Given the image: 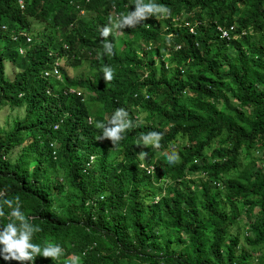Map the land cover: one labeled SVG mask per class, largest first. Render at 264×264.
<instances>
[{
  "label": "trees",
  "instance_id": "obj_1",
  "mask_svg": "<svg viewBox=\"0 0 264 264\" xmlns=\"http://www.w3.org/2000/svg\"><path fill=\"white\" fill-rule=\"evenodd\" d=\"M143 3L171 13L123 29L132 42L121 47L109 36L114 54L98 55L103 26L137 0H0V109L24 102V115L0 127V227L10 222L3 200L19 197L24 215L41 228L31 243L63 249L53 260L33 256L32 264H250L238 234L228 233L236 202L253 216L243 241L264 247V0ZM81 10L96 22L84 21ZM28 18L52 27L63 19V41L54 49L52 37H29ZM160 43L173 50L156 74L151 56ZM83 53L89 76L71 80L60 65L58 78L43 75L56 59L75 65ZM3 61L19 68L12 79ZM105 66L115 72L108 83ZM117 108L127 110L133 127L113 146L96 139L97 124ZM150 131L164 134L162 147L150 145L140 159L139 137ZM108 148L119 155L110 157ZM172 151L179 159L170 164L164 153ZM251 151L261 153L263 166L251 158L240 163ZM193 173L203 176L197 185L189 180L198 199L185 180ZM256 258L264 264V255ZM0 264L18 262L0 257Z\"/></svg>",
  "mask_w": 264,
  "mask_h": 264
},
{
  "label": "clouds",
  "instance_id": "obj_2",
  "mask_svg": "<svg viewBox=\"0 0 264 264\" xmlns=\"http://www.w3.org/2000/svg\"><path fill=\"white\" fill-rule=\"evenodd\" d=\"M153 13H164L170 15L171 9L163 4L148 3L144 4L143 0H137L134 10L127 15H121L115 21L109 18V22L103 26L100 36L103 43V53L98 55H113L115 45L108 38L115 37L125 28H136L137 25L152 17ZM114 69L105 66L103 70V79L105 83L114 79ZM102 129V134L96 139L98 141L109 140L114 146L124 138L127 131L133 127L129 114L125 108H117L107 122L97 124ZM162 132L150 131L147 134H141L140 141H143V147H152L159 149L162 147L160 141L163 137ZM164 155L170 164L175 163L178 159V153L172 151L171 154L165 152ZM147 152L138 153V158L145 159ZM103 198V196L101 197ZM3 205H6L10 212L7 214L10 222L6 227H0V257L4 261H16L18 264H32L33 256L43 258H58L62 255L63 249L60 245H49L43 249L39 244L31 243L35 233L41 231L38 225L31 223L29 217L22 212L20 198L4 199ZM3 207L0 206V217L5 216Z\"/></svg>",
  "mask_w": 264,
  "mask_h": 264
},
{
  "label": "rangeland",
  "instance_id": "obj_3",
  "mask_svg": "<svg viewBox=\"0 0 264 264\" xmlns=\"http://www.w3.org/2000/svg\"><path fill=\"white\" fill-rule=\"evenodd\" d=\"M81 11L82 12L79 13V15L82 17V19H84V21L90 20L92 22H96V18L94 16L93 12L84 11V10H81ZM28 21L30 23L29 31L27 33V35L29 37L35 36L37 40H42V39L46 38L47 36L52 37L54 49H56V47L59 45L61 40L63 41L64 38H62V35H63L62 28L65 27L63 19H61L58 26H56V27H52L51 24L47 23V21H40V20L31 19V18H28ZM116 36L119 39V41H118L119 47L122 46L123 41L132 42L131 37L127 36L123 32H119ZM59 38H60V40H57ZM137 46H138V49H136V51L138 50V52H140L142 54H143V50H147L146 46H144L142 42H140L139 45H138V43H136V47ZM172 50L173 49H170L169 47L163 45L162 43L159 44L158 48H155L156 54H154V55L152 54V56H151L152 63L151 64H152V67L155 69L156 74H157L158 69H159V64H160L159 61H162L163 63L168 65V62L170 61V59H169V57L171 55L170 53L172 52ZM56 62L58 65L61 66V69L63 70L65 75L71 80H77L78 78L82 79L84 77L89 76L92 72V70L89 68L88 57L86 56L85 53L82 54L80 61L75 65L71 63L70 59L65 58V57L60 58V59H56ZM3 66H4V68H3L4 74L8 79H12L14 73L19 69L18 67H14V65H12V63H10L9 61H3ZM19 99H20L19 104L5 105L0 109V127L9 128V127H11L14 120L19 119L24 115V102H23L21 97ZM96 106H97V104H91L88 106V108L90 111H93L96 108ZM219 142H220V140H218V139L213 140L210 144V147H216L219 144ZM148 147H143V145H142L139 149V152L143 151L144 149H147ZM170 148L172 150H174L175 146H171ZM19 149H20V147H18V146L14 147L13 150L11 151V153H9L7 155V158L10 161H14L16 159V155L19 152ZM207 153H208V151H206V154ZM107 154L110 157L111 156H118L119 152L117 149L108 148ZM242 154H243V152H242ZM249 158L257 159L256 164L258 167L263 166L262 156H261V153L259 151H251L248 157H242L241 158L240 163L241 164L244 163ZM238 173H239V176L243 175L241 169L238 170ZM233 174H234L233 172L227 173V175H229V176H232ZM185 180L187 181L186 185H188L190 190H192L193 193H195V196L198 199L200 191H199V188H197V189L194 188V185H197L198 181L203 180V176L199 175L197 173L187 174ZM189 180H193L194 185L191 184L189 182ZM159 185H161V184H158L157 186H159ZM217 188H219V186H217ZM218 197L220 199H222V192L218 191ZM235 207H236L237 217L234 220V223L229 227L228 233L230 235L237 233L240 244L243 247H245L246 251L249 252V254H250V257H249L250 264H259V261L257 260L256 257L259 256L260 254L264 255V247L247 246L245 244V242L243 241V237L245 235L247 223H248V221L253 219V216L248 212L245 205L241 204L240 202H236ZM158 229H159V232L163 231V229L161 227H158ZM174 236H176V233L169 230V237L172 239ZM179 246H180V244H178V247ZM75 262H76V259H73L71 261V264H73Z\"/></svg>",
  "mask_w": 264,
  "mask_h": 264
},
{
  "label": "built area",
  "instance_id": "obj_4",
  "mask_svg": "<svg viewBox=\"0 0 264 264\" xmlns=\"http://www.w3.org/2000/svg\"><path fill=\"white\" fill-rule=\"evenodd\" d=\"M172 22H175V19H172ZM182 25H183V26H187V29H188V32H189V33H193V29H192V27H190L186 21L183 22ZM232 27H233V26H232ZM232 27L230 26V27L228 28V30H225V29L220 30V36H221V37H224V38H227V37H228V31H230V30L232 29ZM25 40L28 41V40H29V37H28V36L25 37ZM57 66H58V64H57V62H56V60H55V61L53 62V64H52L51 68H50L49 70L44 71V72H43V75H44V76H54V77L58 78V77H59V74H58ZM75 93H76L78 96H79V95H82V93H81L80 91H76ZM53 128H56V125H54ZM149 169H150V168H148L147 171H150Z\"/></svg>",
  "mask_w": 264,
  "mask_h": 264
}]
</instances>
